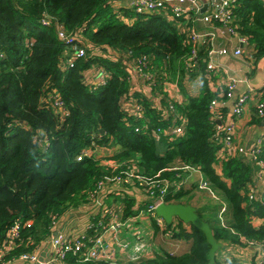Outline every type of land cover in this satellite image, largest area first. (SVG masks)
I'll list each match as a JSON object with an SVG mask.
<instances>
[{
	"label": "trees",
	"instance_id": "trees-1",
	"mask_svg": "<svg viewBox=\"0 0 264 264\" xmlns=\"http://www.w3.org/2000/svg\"><path fill=\"white\" fill-rule=\"evenodd\" d=\"M117 1L0 0V249L5 252L0 264L34 253L60 215L89 201L105 178L126 177L136 156H140L143 182L135 179L134 186L144 193L151 191L148 182H179L185 173L181 167L198 170L231 208L232 222L211 226L218 251L227 243L242 253L250 252L251 263L246 264H256L264 245V199L250 198L252 170L237 151L219 156L211 110L219 93L209 86L206 64L199 67L202 74L205 70L201 95L190 98L187 105L174 103L186 118L184 135L156 134L174 125L166 115V81L181 83L186 75L193 78L199 73L186 66L190 39L177 26L185 19L153 14L126 23L114 13ZM234 14L240 33L254 45V57L263 58L264 3L238 0ZM57 23L78 41L80 36L90 41L81 42L89 56L71 57L59 39ZM140 60L156 81L146 91H133L129 69ZM94 67L107 74L108 82L100 88H93L89 77ZM139 83L145 86L148 81ZM56 93L65 115L49 101V95ZM152 95L159 98V106ZM133 103L143 107V118L129 113ZM113 145L121 146L114 157L78 160L85 149ZM198 186L195 182L177 191L171 188L164 202L182 203ZM155 195L160 197L159 188ZM121 197L123 220L147 210L148 204ZM150 218L158 232L159 218ZM98 220H93L95 225ZM15 223L20 225L19 235L11 241ZM166 226L174 230V238L191 242L188 253L176 256L163 251L146 258L150 243L137 238L139 248L131 246L129 261L118 264H240L231 251L223 263L217 261V251L212 263L211 246L197 227L180 220L176 231L173 223ZM95 229L88 231L89 236L96 234ZM60 264L110 263L84 262L69 254Z\"/></svg>",
	"mask_w": 264,
	"mask_h": 264
},
{
	"label": "built area",
	"instance_id": "built-area-1",
	"mask_svg": "<svg viewBox=\"0 0 264 264\" xmlns=\"http://www.w3.org/2000/svg\"><path fill=\"white\" fill-rule=\"evenodd\" d=\"M237 1L238 0H135L130 5V9H128L131 13L130 18H125L126 16L124 11L121 9H117L115 13L118 14V16L121 17V19L126 23H133L142 15L153 14L167 15L170 13V18L172 19L184 18L185 21H178L177 26L179 29L187 32L190 39L191 49L185 61L187 68L191 72L197 73L199 72L200 64L204 63L206 64L207 72L209 74H214L217 71H222L221 67L214 62L215 56L225 57L232 55L237 58L241 57L243 55L242 46L248 43V39L245 38L239 31V25L237 24L236 16L234 14ZM117 3L118 2H115L114 5ZM204 9L205 11L202 12ZM45 22V24L48 23L46 20ZM199 25L206 26V30H199ZM57 32L59 39L66 44L71 57L75 59L86 58L88 55V48L84 43L81 42H87V39L80 36L81 41H78L76 36L73 34H68L62 24L59 23H57ZM225 36L238 38L240 46L234 50H230L226 46L222 48L216 47V40ZM202 45L206 47L205 51L201 47ZM254 58L255 57L252 56V59ZM146 67V63L140 60L135 65L134 69V73L139 80H142L143 82L146 80L148 81V83H146L144 86L145 90L147 87L155 84L156 81L154 74L146 71ZM99 72V79L97 81L93 80V88H100L101 86L106 85L108 82L106 72L103 70ZM239 83H241V80L235 77H227L223 91L219 93L218 99L214 100L211 104L212 118L217 123L214 139L218 144V153L220 157L223 155H228L232 151H237L239 154L245 153L244 148L236 144V139L233 134L234 127L231 126L229 128H225L222 127L220 123L222 119L220 105L224 104L226 100L234 101L232 116L238 118L241 117L245 112L246 105L248 103L247 94L239 95L237 98H235V92ZM49 98V101H51L58 109L57 112H59L60 115H65L66 109L60 96L56 93L49 95ZM174 103L175 102L172 100H169L168 107L166 109V115L168 118H172L174 125L169 129H159L156 132L157 135H160L159 132H162L164 135H174L177 137L184 135V125L186 124V118L183 113L178 112ZM256 111L257 117L264 119V103L259 104ZM144 112L145 110L142 106L137 105L136 103L130 105L129 113L133 116L143 118ZM177 122L178 125H176ZM260 140L262 143L264 142V133ZM262 143L256 145L252 152V156L254 160L264 169ZM96 149L98 148L95 147L83 150V152L79 155L78 160L81 161L84 158L91 157V152ZM177 169L179 170V168ZM181 169L185 173L184 176L179 178V182L163 179L161 181L147 183L151 191L150 193L145 194L153 200L148 204L147 210H143L144 212L152 217H158L156 209L161 204H166L164 202V196L167 195L169 190L174 188V191H177L187 186V183L190 182L191 176L195 173L201 175L200 181L198 182L199 188L201 190L211 193L214 191L212 185L207 180L204 181L202 179V174L198 170L190 167H181ZM140 173L141 172L137 168L132 167L131 165L126 177L121 178L118 176H113L110 178H105L104 182H100L97 190L89 195V199H95L107 185L131 186L137 188L134 186V180L136 179L143 182V179L140 177ZM156 188H159L160 190V197H156L155 195ZM249 189L250 198L259 199L257 197L256 191L253 188ZM224 207L227 208L226 205H224ZM106 219H108V222H106ZM129 220L130 218H127L126 220L122 219L116 222L113 212L109 208L104 209L97 224L95 225L94 222H92L88 228V231L90 229L96 228L95 235L89 236L87 232L86 234L72 240L55 238L53 240L54 251L50 259L41 260L35 253H30L20 256L17 260L22 262H34L36 264H60L67 258L69 254H72L80 261L84 262L106 261L110 264H118L116 251L112 249L110 242L106 240V234L113 233L117 235L119 231H122L123 228L127 227ZM158 220L160 222L163 219L159 217ZM173 223L177 224V220L173 221ZM221 224L223 227H226V224L223 220ZM19 230V223H15L10 235L11 241L18 237ZM173 231L174 230H170L168 232L169 236H172ZM139 241L140 240H136L135 243H126L122 246L118 244L117 245L121 247V250L127 251L135 244V246L139 248V243H137ZM113 252L115 253L112 255ZM4 256L5 252L0 249V261L4 258ZM256 264H264V245L260 246Z\"/></svg>",
	"mask_w": 264,
	"mask_h": 264
},
{
	"label": "crops",
	"instance_id": "crops-1",
	"mask_svg": "<svg viewBox=\"0 0 264 264\" xmlns=\"http://www.w3.org/2000/svg\"><path fill=\"white\" fill-rule=\"evenodd\" d=\"M134 1L135 0H119V2L114 6V13L116 12L115 9L118 8L126 12V10L130 9V5ZM130 15L131 13L127 15L125 14V18H130ZM198 28L201 31L206 30V26L204 25H199ZM215 46L218 48L226 46L230 50H234L240 45L238 38L225 36L216 40ZM201 47L205 51L206 47L204 45H202ZM242 48L243 55L238 58L232 55L225 57L215 56L214 62L221 67L222 71H217L214 74L208 73L207 81L210 88L214 92L221 93L223 91L225 80L227 77H235L241 80V83H239L237 86L235 98H237L239 95L247 94L248 103L246 105L245 112L241 117L238 118L232 116L234 101L226 100L224 104L220 105L222 115L220 123L222 127L225 128H229L231 126L234 127L233 134L236 139V144L243 147L245 150V153L240 154L239 156L240 158H243L248 165H250L252 170V181L249 184V188H253L256 191L258 198L264 199V169L254 160L252 156V152L256 145L262 143L260 138L264 133V119L258 118L256 114V110L259 104L264 103V57L260 59H252V56L255 55L256 50L254 49V45L250 42L243 45ZM98 70V67H94L89 71L90 79L94 81H97L99 79L100 72ZM129 71L133 79V91H138L141 89L142 91H146L143 88L144 86L139 83V80L134 73V69L130 68ZM203 74L202 72H199L193 78H190L188 75H186L181 80V83H178L176 81H166L163 86V91L165 92L169 100H172L173 102L180 105H187L190 98H196L201 95L204 86ZM180 84H182V86L184 87L185 92L182 91ZM151 99L157 106H159V98L156 97V95H152ZM262 148V156L264 157V142L262 143ZM120 152L121 146L113 145L108 148H98L96 150H93L91 152V157L96 160L108 159L114 157ZM135 162H138L139 164L140 156H136L131 159V163ZM137 169L142 172L140 165L137 167ZM194 177H197L196 183H198L200 181V175H193L192 178ZM214 192L216 193V190H214ZM121 196H127L134 199L137 205L149 204L153 200L138 188L119 185H107L95 199L89 200L86 203H82L77 207H72L65 213L60 215L54 222L51 228L50 235L39 243L34 253L41 260L50 259L54 251L53 240L55 238L72 240L86 234L93 220L95 218L101 217L104 209L109 208L113 212L116 222L122 220L121 208L123 207V205ZM224 201H226V199ZM193 207L197 209L202 218L206 217L207 219H211V221H208L206 219L210 223V226L214 228L223 227L221 223L217 222L218 216H216V213L208 214V212L204 210V206ZM227 207L228 215L226 218V222L230 223L232 222L231 208L230 206ZM211 217L213 218V221ZM106 222H108V219H106ZM166 224L167 223L164 220H161L159 222V230L158 232H155L152 226L150 215L144 211H141L138 216L130 218L127 227L123 228L122 231H119L117 235L113 233H107L106 240L110 242L112 249L116 251L117 262L120 263L128 262L133 252V250L123 251L120 249V246L126 243H135L137 238H143L150 243L149 247L152 250L151 252L146 251L143 256L146 258H153V255L155 253H161L163 251L176 256L188 253L191 249V242L174 238V234H172V236H169L168 232L170 230L167 228ZM173 225L175 227L176 224L173 223ZM156 240H158V243L156 242ZM117 244L120 246H118ZM222 244V248L217 252L218 262L223 263L227 255H229L230 251L231 254L238 258L240 264H246V261H251L249 259V256L251 254L250 252L246 253L245 251L242 253L237 248L231 247L227 243ZM114 253L115 252H113L112 255ZM4 264L36 263L22 262L16 259Z\"/></svg>",
	"mask_w": 264,
	"mask_h": 264
},
{
	"label": "water",
	"instance_id": "water-1",
	"mask_svg": "<svg viewBox=\"0 0 264 264\" xmlns=\"http://www.w3.org/2000/svg\"><path fill=\"white\" fill-rule=\"evenodd\" d=\"M264 3V0H262ZM205 9L202 11L204 12ZM156 213L161 217L167 224H172L173 221L180 220L186 224H191L200 229L205 235L208 244L211 246L210 257L211 262H215L216 252L220 245L216 241L213 230L209 223L205 222L199 215L197 209L191 205H183L180 203L175 204H161L157 209Z\"/></svg>",
	"mask_w": 264,
	"mask_h": 264
},
{
	"label": "rangeland",
	"instance_id": "rangeland-1",
	"mask_svg": "<svg viewBox=\"0 0 264 264\" xmlns=\"http://www.w3.org/2000/svg\"><path fill=\"white\" fill-rule=\"evenodd\" d=\"M117 2H119V0ZM116 10L117 9H115V11ZM112 11H113V9H112ZM87 43L90 44V41H87ZM89 48H90V45H89ZM89 53L90 52L88 50V56H89ZM137 166H139L138 162H135L132 164V167L137 168ZM196 174L197 173H195L193 175H196ZM193 175H192V177H193ZM196 179H197V177L190 178L189 183H191V184L195 183ZM202 179L204 181L206 180V178L203 175H202ZM189 183H187V184L189 185ZM198 185H199V183H198ZM126 187H131V186H126ZM198 188H199V186H198ZM212 188H214V187L212 186ZM224 200H225V197L217 189H216V193L214 191H212V193H211V192H208L205 190H201L200 188L199 189L196 188L194 191H192V193L190 194L189 197L185 198L184 200H182V203L181 202L180 203L183 205L204 206L205 207L204 210H206L208 212V214L216 213V216H218V219H217L218 223H221L223 220L225 222V224H227L228 223V222H226V220H227L226 218L228 215V211H227L228 207L227 206H229V204L227 201H224ZM224 205H226L227 208H225ZM221 218H222V220H221ZM202 219L207 223H209L208 222L209 220L211 221V219H207L206 217H204ZM212 221H213V218H212ZM156 242L158 243V240H156Z\"/></svg>",
	"mask_w": 264,
	"mask_h": 264
}]
</instances>
